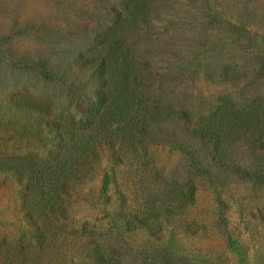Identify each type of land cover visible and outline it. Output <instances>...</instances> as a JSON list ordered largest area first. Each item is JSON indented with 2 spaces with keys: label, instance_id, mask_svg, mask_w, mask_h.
Returning <instances> with one entry per match:
<instances>
[{
  "label": "rangeland",
  "instance_id": "obj_1",
  "mask_svg": "<svg viewBox=\"0 0 264 264\" xmlns=\"http://www.w3.org/2000/svg\"><path fill=\"white\" fill-rule=\"evenodd\" d=\"M123 59L162 117L71 173ZM0 264H264V0H0Z\"/></svg>",
  "mask_w": 264,
  "mask_h": 264
},
{
  "label": "trees",
  "instance_id": "obj_2",
  "mask_svg": "<svg viewBox=\"0 0 264 264\" xmlns=\"http://www.w3.org/2000/svg\"><path fill=\"white\" fill-rule=\"evenodd\" d=\"M135 64L127 63L124 59L118 60L115 64V76H108L106 80L104 96L110 103L113 119L107 118L106 114H99V104L96 102L92 104L90 117L86 119L85 124L74 126L73 123H60L64 129L60 134L65 141L63 149L71 173L79 171L78 164L96 159L104 144L113 147L112 157L115 159H120L119 150L114 148L118 144L120 148L127 146L136 150L143 133L161 119L164 106H154L153 101L146 103L144 98L147 93L141 90V73ZM32 103L38 108L44 107L41 102ZM182 118L188 123L193 134L208 140L205 137L208 135H204V130L208 129L210 123L207 118L202 117L195 121L191 115H184ZM82 126H90V132L81 131ZM212 134L208 142L212 147L210 154L219 156L220 163H225L222 162L224 159L221 156L225 155L230 143L215 132ZM220 166L226 167V164Z\"/></svg>",
  "mask_w": 264,
  "mask_h": 264
}]
</instances>
